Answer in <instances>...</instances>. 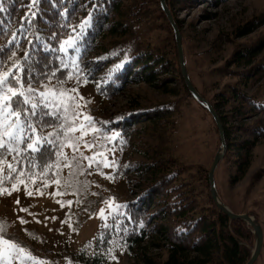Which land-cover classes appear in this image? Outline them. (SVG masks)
Masks as SVG:
<instances>
[{
    "label": "trees",
    "instance_id": "obj_1",
    "mask_svg": "<svg viewBox=\"0 0 264 264\" xmlns=\"http://www.w3.org/2000/svg\"><path fill=\"white\" fill-rule=\"evenodd\" d=\"M198 1L166 0L179 28L176 7L192 6ZM204 1L219 4L228 0ZM89 14L90 23L82 26ZM263 20L254 18L245 22L237 27L236 34H249ZM153 24L169 29L172 41L168 45L174 51L168 45L158 47L141 38L143 28ZM81 32L75 46L69 45L63 52L59 50L61 42ZM0 49L5 50L0 53V75L5 71L15 72L12 65L17 63L25 68L32 66L37 75L54 72L55 76L40 80V85L56 87L57 91H60L57 77H61L69 93L92 83L97 93L108 100L130 84L142 82L170 94L184 90L193 96L182 72L175 30L161 0H40L38 4L35 0H0ZM263 50L264 39L236 48L223 70L236 77L237 83H228V89L217 91L208 100L224 128L227 150L223 158L229 159L231 172L234 168L232 182L246 175L251 152L264 138V120L259 117L248 121L264 114V92H259L264 87ZM170 83H175L174 87ZM240 84L245 88L252 86L251 92H246ZM173 114V106L166 102L149 107L134 102L120 113L103 118L93 114V126L101 131L91 134L90 139H100L98 144L106 151L114 147L122 152L131 146L134 134L147 132L148 127L157 130L171 125ZM78 123L76 118L77 126ZM49 132L52 128L42 132L38 129L36 136L47 138ZM216 132L221 146L218 127ZM79 134L77 131L72 135L79 137ZM117 134L118 138L112 140L111 136ZM50 139L57 140L55 133ZM83 145L85 141L78 142L79 151L73 152L65 141L62 155L53 157L44 167H39L38 159L37 166L30 167L27 153L15 156L7 152L0 160V197L20 186L48 192L58 203L72 205L71 214L78 230L108 199L104 193L107 189L102 187L104 179L127 181L132 186L135 197L106 204L108 210L94 236L83 246L65 253L62 259L69 264H107L122 253L141 256L146 264H246L249 261L252 256L249 244L253 243L254 234L245 220L232 219L218 207L212 197L209 171L207 195L201 198L191 189V182L181 178L186 164L176 157L166 154L151 160L129 159L117 161L116 167L109 170L101 164L97 170L95 160L89 165L81 156L82 153L93 157L95 148L88 153ZM73 156L81 162V167L73 166L70 171ZM9 164L17 170L10 173ZM109 175L112 179L107 178ZM259 176L255 175L254 180ZM145 177L147 180L142 181ZM10 226L11 221L1 218L0 235L10 240L11 245L27 249L34 258L42 255L33 245L35 242L46 245L44 237L26 226L24 231L31 232L28 238H21ZM151 239L158 240L155 244L165 251L164 256L138 254ZM59 255L56 261L63 253ZM14 256L18 259L19 255ZM0 264L8 263L0 259Z\"/></svg>",
    "mask_w": 264,
    "mask_h": 264
},
{
    "label": "rangeland",
    "instance_id": "obj_2",
    "mask_svg": "<svg viewBox=\"0 0 264 264\" xmlns=\"http://www.w3.org/2000/svg\"><path fill=\"white\" fill-rule=\"evenodd\" d=\"M176 8L181 24L180 31L187 71L192 83L202 93L200 94L209 100L217 91L228 89V83L230 85L237 83H235L236 77L233 78L229 72L223 70L224 63L233 51L239 46L264 39V0H228L219 4L200 0L192 6ZM254 18H260L263 22L249 34L238 36L237 27ZM148 26L150 27L143 28L145 32L144 35L142 34V39H148L158 47L171 43V34L166 26L158 28L155 24ZM167 48L174 51L173 46L168 45ZM174 85L175 83H170V87ZM239 86L248 93L252 90V86L248 88L242 84ZM259 92L263 93L264 87ZM71 94L76 96L78 111L84 115L95 114L99 118L118 114L134 102L147 107L163 102L173 106L171 125L157 130L148 127L147 132L134 134L131 146L122 152L117 149L114 153L109 149L106 151L105 147L99 146L100 139H90V135L94 134L90 130L85 131L79 143L85 141L93 145L91 148L83 145L82 148L88 153L95 148V153L102 154L98 155L99 159L106 156L109 161L115 160V162H125L129 159L151 160L166 154L176 157L186 164L181 178L191 182V189H195L196 194H200L201 198L206 197L207 188H209L206 175L221 146L213 116L194 95L191 96L184 90L177 95L170 94L163 88H156L144 82L130 84L121 94L109 100L97 93L92 83L79 87L75 93ZM259 117L264 120L263 114L248 121ZM77 119L79 125L84 123L79 117ZM224 158L215 170L216 189L222 201L234 212L250 214L262 227V248L254 264H264V138L253 148L248 171L241 180L237 182L230 180L234 168L231 172L230 161ZM109 168L113 167L106 169L109 170ZM257 174L260 176L254 180L253 177ZM147 178L141 179L146 181ZM102 183V187L107 189L104 193L108 199L99 206L95 216L87 220L79 230L74 221L75 216L71 214L74 209L72 205L58 203L55 196L48 192H39L27 186H20L10 194L0 197V219L11 221L9 227L11 230L14 229L21 238L24 236L28 238L31 230L24 231L26 229L24 227L28 226L46 240L44 241L46 245L36 242L33 245V249L42 254L38 258L32 257L27 249H19L17 245L0 244V259L8 264H69L62 259L65 253L69 249L83 246L94 236L101 217L108 210L106 204L113 205L116 201L135 197L132 186L127 181L117 183L104 179ZM101 209H104L103 215H101ZM247 225L254 234L253 243L249 244L253 253L256 246L255 229L250 223ZM157 242L156 239L148 240L138 254L146 253L147 257L164 256L165 251L156 246ZM41 250L44 252H40ZM15 253L19 255L18 259L14 256ZM59 253L63 255L56 261V258L60 256ZM107 264L146 263L141 256L122 253L112 257Z\"/></svg>",
    "mask_w": 264,
    "mask_h": 264
},
{
    "label": "snow or ice",
    "instance_id": "obj_3",
    "mask_svg": "<svg viewBox=\"0 0 264 264\" xmlns=\"http://www.w3.org/2000/svg\"><path fill=\"white\" fill-rule=\"evenodd\" d=\"M39 2L40 0H35V3ZM35 15L34 12L33 16ZM89 23L90 14L82 22V26H87ZM81 35L82 32L77 37H69L67 41L61 42L59 50L63 52L69 45L75 46ZM4 52V49H0V53ZM12 67L15 68V72L5 71L0 75V118H2L0 119V160L7 152L14 153L15 156L27 153L26 160L30 167L37 166L36 159L40 161L39 167H44L53 157L62 155L65 141L70 143L73 152H77L78 142L86 130L93 133L101 131L93 126V117L77 110L79 105L76 103V96L71 94L76 90L72 89L69 93V90L63 87L65 81L61 77H57V85L60 89L57 91L56 87L40 85V80L55 76L54 72L37 75L32 66L25 68L17 63ZM45 117L51 120H46ZM77 117L84 123L77 126ZM45 128H52V132L47 133V138L36 136L38 129L42 132ZM77 131L81 133L80 137L72 135ZM53 133L57 140L50 139ZM117 138L118 134L111 136L112 140ZM85 146L93 147L87 143ZM111 151L114 153L115 148L113 147ZM98 155L102 154L93 153V157L90 158L81 153L83 159L88 160L89 165L95 160L97 170L101 164L104 167H116L115 160L109 161L106 156L101 160ZM73 166L81 167V162L75 156L69 164L70 171ZM8 169L10 173L17 170L11 164L8 165ZM101 175L104 174L101 172ZM107 178L112 179L110 175ZM103 213L104 209H101V215ZM0 244L10 245L11 241L0 235Z\"/></svg>",
    "mask_w": 264,
    "mask_h": 264
},
{
    "label": "water",
    "instance_id": "obj_4",
    "mask_svg": "<svg viewBox=\"0 0 264 264\" xmlns=\"http://www.w3.org/2000/svg\"><path fill=\"white\" fill-rule=\"evenodd\" d=\"M161 1H162L163 8H164V10H165L170 22L172 23L174 30H175L176 41H177V46H178V51H179L180 64H181L182 72H183V75H184L185 80L187 82V85H188L190 91L192 92V94L195 96V98L198 99L199 101H201L210 110V112L212 113V115L216 121L217 127H218L219 132H220L222 145H221L220 149L217 151V153L214 157L212 166H211L210 171H209V179H210L212 197L215 200L218 207L220 209H222L225 213H227L232 219H243L247 223H250L254 227V229H255L254 233L256 236V246H255V249L252 253L251 258L246 263V264H254L255 261L257 260L258 256H259L261 248H262V242H263L262 227L258 224V221L256 219H255V221L253 220L254 217H252L250 214L234 212L228 205H226L224 203V201H222L220 194L218 193V191L216 189L215 170H216L218 164L220 163V161L222 160V158L224 157L226 150H227V143H226L224 128H223L222 122H221L220 117H219L218 113L216 112V110L209 103V101L207 99H205L200 94V92L196 89V87L192 83V80H191L189 73L187 71V68H186L183 43H182V35H181L180 28H179L177 22L175 21L171 10L166 3V0H161Z\"/></svg>",
    "mask_w": 264,
    "mask_h": 264
},
{
    "label": "bare ground",
    "instance_id": "obj_5",
    "mask_svg": "<svg viewBox=\"0 0 264 264\" xmlns=\"http://www.w3.org/2000/svg\"><path fill=\"white\" fill-rule=\"evenodd\" d=\"M253 220L255 221V218H253Z\"/></svg>",
    "mask_w": 264,
    "mask_h": 264
}]
</instances>
